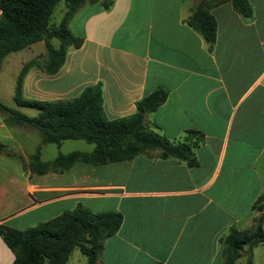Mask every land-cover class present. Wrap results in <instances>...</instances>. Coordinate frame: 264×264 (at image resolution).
Masks as SVG:
<instances>
[{"label": "crops", "instance_id": "obj_1", "mask_svg": "<svg viewBox=\"0 0 264 264\" xmlns=\"http://www.w3.org/2000/svg\"><path fill=\"white\" fill-rule=\"evenodd\" d=\"M198 2L112 0L107 8L84 3L71 30L82 37L81 45L67 50L55 73L31 66L22 83L24 97L48 101L73 98L99 83L108 119L132 114L137 100L162 88L166 98L146 114V122L173 142L194 141L196 135L186 131H200L192 147L196 164L150 151L35 174L1 153L0 224L24 229L80 203L122 215L97 264H222L219 238L231 225L246 228L252 203L264 195V0H249V18L230 2L211 7V47L185 21ZM35 57L44 59L46 48L20 58L19 70ZM32 153L20 154L24 163ZM39 157L49 161L41 147ZM13 258L0 236V264Z\"/></svg>", "mask_w": 264, "mask_h": 264}, {"label": "trees", "instance_id": "obj_2", "mask_svg": "<svg viewBox=\"0 0 264 264\" xmlns=\"http://www.w3.org/2000/svg\"><path fill=\"white\" fill-rule=\"evenodd\" d=\"M60 0H0V64L10 52L22 49L42 40L46 57L32 58L20 68L13 91L17 106L30 107L37 111L28 116L0 102V112L10 124L29 125L40 134V143L29 155L28 162L22 159V168L31 173L62 172L75 161L104 164L131 159L138 154L157 151L159 157H175L188 166L196 164L192 147L201 139L202 133L189 129L186 133L196 135L191 141H170L149 127L145 116L160 106L166 91L156 88L135 103V111L115 119H108L102 109V90L99 83L86 85L76 96L66 100L29 99L22 94L23 78L31 66H39L46 73H55L63 64L69 48H77L82 37L71 32L68 21L84 4L99 3L107 8L112 0H65V11L57 25H50L49 18ZM223 2L243 17L252 15L249 0H199L186 23L198 31L203 39L213 44L216 20L210 8ZM56 38L58 47L50 40ZM65 139H82L94 146L89 151L72 150L58 153L49 161L39 157L42 143L60 144ZM0 144V153L12 155ZM18 156V155H17ZM264 195L260 194L251 209L260 212L253 217L248 228L229 226L219 238L222 245V264H235L245 256V264H253L252 249L264 242L263 214ZM122 221V215L114 210L92 211L78 203L74 208L33 226L17 229L0 224V236L13 253L11 264H65L71 251L77 248L86 257L85 264H97L104 241L113 235ZM154 264H165L155 262Z\"/></svg>", "mask_w": 264, "mask_h": 264}, {"label": "rangeland", "instance_id": "obj_3", "mask_svg": "<svg viewBox=\"0 0 264 264\" xmlns=\"http://www.w3.org/2000/svg\"><path fill=\"white\" fill-rule=\"evenodd\" d=\"M65 11V0H60L56 6L54 7L52 13L50 14L49 24L57 25ZM75 14L68 21V27L73 32L76 30L75 27L79 23L78 16L74 18ZM54 47H58V40H51ZM45 51V46L41 41H36L31 44L28 48H24L21 52L14 54V60L9 62H1L0 64V102L6 106L15 108L21 112L26 113L27 115H35L37 111L33 108L29 107H20L17 106L13 101V91L15 86V75L19 70L18 62L20 58L26 59L33 54H37ZM21 126L10 124L4 118V113L0 112V133L3 135H9L8 137H0V141L6 144V149L13 153L12 156L19 160L23 159L20 154L22 152L32 153L36 146L40 143V135L39 132L31 127H27L26 129L20 128ZM25 127V126H22ZM11 136V137H10ZM93 147V144L86 142L82 139H70L63 141L60 145L46 143L41 146V157L50 160L52 159L58 152L67 153L72 150H83L89 151ZM3 153V152H2ZM1 154V153H0ZM5 154V153H3ZM7 155V154H5ZM18 155V156H17ZM22 159H19L18 157ZM17 163V161H14ZM264 203V201H263ZM264 219V208L261 211ZM260 214L256 209L252 210V216L257 217ZM253 219V218H252ZM252 219L247 220L242 226H246V228L250 227L253 223ZM263 229H264V220H263ZM241 228V227H240ZM252 261L253 264H264V242H261L257 246L252 249ZM86 257L80 253L77 248H74L65 264H85ZM235 264H245V256L240 257Z\"/></svg>", "mask_w": 264, "mask_h": 264}]
</instances>
